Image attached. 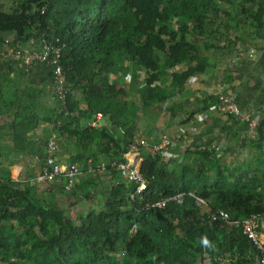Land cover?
<instances>
[{
    "label": "trees",
    "instance_id": "obj_1",
    "mask_svg": "<svg viewBox=\"0 0 264 264\" xmlns=\"http://www.w3.org/2000/svg\"><path fill=\"white\" fill-rule=\"evenodd\" d=\"M9 1V9L0 10V49L40 48L43 41L60 45L67 112L53 98V83L48 91L44 84H27L26 72H14L0 84V138L9 135L19 149L28 133L43 125L46 152L52 131L61 137L79 135L75 154L63 167L76 162L81 174L69 190L59 176L61 188L75 200H90L100 186L107 199L98 212L75 217L38 186L0 174V264H262L264 242L260 251L231 222L255 215L264 237V171L258 183L242 176L229 181L219 161L204 151H194L196 160L173 169L150 154L145 162L152 172L144 174L146 187L137 192L112 162L125 160L139 112L168 100L173 91L164 93L165 87L181 93L192 74L207 72L208 58L194 49V41L203 51L222 48L229 30L224 20L259 29L264 0ZM181 64L189 70L179 69ZM15 65L13 59L0 58V70L16 71ZM39 65L51 74L47 64L32 68ZM123 66L130 72L126 85L111 80ZM191 95L181 93V101L169 107L171 114L182 113L187 121L217 105L216 96L202 93L197 101L207 106L190 107ZM97 113L99 125H79ZM263 124L264 114L256 128L259 148ZM92 145L90 156L86 152ZM211 170L216 174L210 177ZM179 192L185 193L181 202L149 206ZM189 192L206 205L197 207Z\"/></svg>",
    "mask_w": 264,
    "mask_h": 264
},
{
    "label": "crops",
    "instance_id": "obj_2",
    "mask_svg": "<svg viewBox=\"0 0 264 264\" xmlns=\"http://www.w3.org/2000/svg\"><path fill=\"white\" fill-rule=\"evenodd\" d=\"M255 44V51L246 52L241 58H238V55L227 54L224 55L225 63H216L213 59H209L207 72L192 74L181 92L192 93L190 107H206V103L198 102L197 98L203 100L202 93L215 96L217 89L224 87L235 94L241 107L260 119L264 114V50L256 47ZM15 66L19 68L16 71L0 70V84L5 77L12 78L14 72L21 70L27 73V84H44L48 91L52 90L51 74L47 66L39 65L29 70H24L19 64ZM178 68L186 72L189 70L187 64H181ZM127 77H130L128 71ZM111 80H118L117 72L111 75ZM171 89L173 92L166 102L139 112L137 121L133 124L132 137L144 136L152 143L164 134L170 136L173 140L172 146L165 150L162 158L168 163L170 169L175 166L184 167L187 163L193 162L198 155L192 153L200 150L206 152L209 159L219 161V167L229 181L242 176V179L246 181L260 182L264 171V149L257 146V132L238 123L232 117L220 113L215 104L211 105L207 111L194 113L187 121L184 120L182 113L172 115L169 107L181 101V93L177 88L168 87L164 88V93H169ZM185 112L191 115V111L185 110ZM90 121L82 119L79 125L92 127ZM1 122L0 117V124ZM99 124L100 120L97 122V125ZM42 131L43 125L35 132H29L27 140L22 142V147L19 149L15 148L9 135L0 138V174L2 176H9L19 182L34 179L41 171L42 158L45 155ZM79 141V135L59 136L61 149L58 160L62 166L67 164L68 158L73 153L75 154L74 144ZM86 154L90 156L95 154L94 145ZM150 154L155 153L149 144L137 153H127L126 158L144 174H149L153 168L145 162V156ZM198 163L201 162L198 161ZM214 172L211 170L209 176H214L216 174ZM61 184L62 180L59 177L52 183L33 185L39 187V192L43 196L54 199L75 217L83 216L89 211L98 212L106 202L105 190L103 191L100 186L94 188V194L90 200H75L63 191Z\"/></svg>",
    "mask_w": 264,
    "mask_h": 264
},
{
    "label": "built area",
    "instance_id": "obj_3",
    "mask_svg": "<svg viewBox=\"0 0 264 264\" xmlns=\"http://www.w3.org/2000/svg\"><path fill=\"white\" fill-rule=\"evenodd\" d=\"M61 55V46L55 45L51 42L43 41L40 48H13L8 46L6 48L0 49V58L2 59H13L16 64H19L24 70H29L35 63L47 64L51 68V77L53 83V98L56 99L61 107L67 112L65 98L67 94V79L64 73L63 66L61 65L59 59ZM217 99V109L220 113L232 117L238 123L246 125L250 130L256 131L259 126L260 119L254 115L252 112L245 110L238 103L235 94L226 90L224 87H219L215 93ZM60 110V109H59ZM101 114L97 113L95 118L90 121L91 126H96L97 122L100 120ZM264 131V124L262 125ZM183 132V131H182ZM173 140L168 135H162L157 141L150 143L148 138L144 136H139L133 138L128 144L127 153H137L141 148L147 147L150 144L153 153L159 155L161 158L164 157L165 150L172 146ZM264 148V139H263ZM61 146L59 142V136L56 132L52 131L50 136L46 141V152L44 157V164L41 171L34 177L33 180L28 181L30 184H45L54 182L59 176L63 175L65 179V189L69 190L75 183L77 177L81 174L79 166L76 162H71L66 168L62 166L58 160V154L60 152ZM125 160L116 163L112 162L120 170L121 175L128 182H132L136 185V191L140 192L146 187L147 179L142 171L136 168L131 162L126 158ZM104 163H101L103 167ZM91 165L89 166V169ZM108 187L114 186L113 182L107 183ZM185 193L179 192L173 196L162 199L157 203H151L149 206L152 207H162L169 201L181 202L184 198ZM189 195L193 196L195 199V204L197 207H204L206 205L205 199L201 196L189 192ZM133 197V195H130ZM223 218H227V214H223ZM215 219V216H212ZM232 225L240 226L242 232L250 238L257 248L262 251V245L264 242L263 235L258 231L259 219L257 216L252 215L242 219L241 221H233ZM260 262L264 264V259Z\"/></svg>",
    "mask_w": 264,
    "mask_h": 264
},
{
    "label": "rangeland",
    "instance_id": "obj_4",
    "mask_svg": "<svg viewBox=\"0 0 264 264\" xmlns=\"http://www.w3.org/2000/svg\"><path fill=\"white\" fill-rule=\"evenodd\" d=\"M9 6V0H0L1 11H7ZM234 21L235 20L229 24L226 20L223 22L224 25H228L229 30L225 35L223 34V38L221 39V44L223 46L222 48L203 51L202 44L194 41V49L201 53L203 57H207L208 60L213 59L216 63H225L224 55L227 54H234L235 56L238 55V58L243 57L246 52L249 53L251 50L255 49V43H257L255 44L256 47L263 48L264 50V23L259 29L246 30L245 28H240V26L235 25ZM221 31H223V26L221 27ZM247 34H251V36H247ZM126 68L127 66H123V68L120 70V74H118L119 81L123 85H126L129 81Z\"/></svg>",
    "mask_w": 264,
    "mask_h": 264
},
{
    "label": "clouds",
    "instance_id": "obj_5",
    "mask_svg": "<svg viewBox=\"0 0 264 264\" xmlns=\"http://www.w3.org/2000/svg\"><path fill=\"white\" fill-rule=\"evenodd\" d=\"M202 243L204 245H208L209 244V241H208L207 237L202 238Z\"/></svg>",
    "mask_w": 264,
    "mask_h": 264
}]
</instances>
